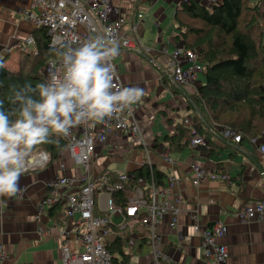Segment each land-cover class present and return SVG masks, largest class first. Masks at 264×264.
I'll return each instance as SVG.
<instances>
[{"label": "crops", "instance_id": "1", "mask_svg": "<svg viewBox=\"0 0 264 264\" xmlns=\"http://www.w3.org/2000/svg\"><path fill=\"white\" fill-rule=\"evenodd\" d=\"M182 1L113 0L128 21L137 24L139 39L137 49L124 50L114 58L116 69L124 87L143 89L144 95L134 106L137 117L146 126L153 164L165 174L158 188L170 200L181 198L177 225L173 227L172 217L166 215L157 227V247L180 264H206L201 234L206 227L220 221L226 227V235L220 239L228 247L225 264H264V218L247 222L234 215L247 203L264 201V154L249 140L234 142L229 132L217 125L209 131L201 128L191 105V94L196 87L179 86L168 75L172 71L173 50L184 48L183 40L178 38L180 27L175 22V12ZM199 1L212 7L223 0ZM29 5L30 0H0V63L13 72L19 70L23 54L37 52L36 43L25 44L28 37L34 36L36 40L41 28L24 16L23 11ZM198 77L202 84L203 73ZM181 122L192 129L190 143L181 149H171L166 137ZM197 136L204 137L207 143L193 147L191 141ZM96 144L105 145L93 163L95 173L133 172L148 163L144 151L130 145L125 134H112L105 143ZM39 150L49 154V164L24 171L19 181L20 189L25 187L22 196L0 198V202H6L0 219V246L6 253L3 264H63L62 246L73 249L79 246L74 238L62 240L60 237V229L68 222L65 209L52 211L56 205L46 208L40 223L36 214L51 177L78 175L81 170L75 166L67 148L55 159L41 146L32 153ZM166 153L172 162L166 161ZM192 163L222 171L230 178H206L195 185ZM40 225L47 230V235L41 236ZM143 247L133 249V264H152L151 251Z\"/></svg>", "mask_w": 264, "mask_h": 264}, {"label": "built area", "instance_id": "2", "mask_svg": "<svg viewBox=\"0 0 264 264\" xmlns=\"http://www.w3.org/2000/svg\"><path fill=\"white\" fill-rule=\"evenodd\" d=\"M23 14L35 26L47 28L52 47H76L108 29L120 40V52L138 48L137 24L129 22L123 10L114 5L113 0H30V5ZM141 16L142 14L139 15ZM35 43L34 36L25 40L26 46ZM25 50L27 51V47ZM172 55L173 66L168 75L179 86L198 87L201 84L198 76L205 68L198 58L199 50L178 47L173 50ZM59 57L60 54L51 57L40 69L45 81L51 71L59 66ZM111 63L115 69L114 83L124 87L114 59ZM116 133L125 134L130 145L139 146L147 156L148 164H153L152 151L146 139V126L137 117L134 105L102 123L74 127L67 135L62 136L67 140V150L81 172L71 176L56 175L47 181L48 190L39 200L36 220L41 222V215L46 208L60 204L65 209L68 222L67 226L60 229V237L62 240L74 238L79 241V246L74 249L65 244L62 246L63 264H113V254L106 246L107 237L113 232V228L120 233L131 232L125 248L140 250L142 231L139 225L149 229L152 264H180L158 249L156 230L166 215L172 217L173 227L177 225L181 198L170 200L154 181H148L144 177L135 179V175L130 171H121L115 175L107 171H94L93 163L105 145L96 143H105L110 135ZM229 135L234 142H240L239 134L232 132ZM250 142L258 145L260 152L264 154V131L261 135L253 136ZM206 143L202 136H197L191 141L193 147ZM37 156L39 158L36 160ZM164 156L166 161H173L169 154ZM31 159H35L34 163L25 165ZM50 161L49 154L39 150L32 153L28 161H24L23 169H41ZM62 169H65L64 164ZM191 171L195 185L201 184L206 178H230L222 171L210 170L197 163L191 164ZM24 191L25 187L21 188V196ZM118 194L124 198L120 202L117 201ZM5 203L4 200L0 202V219L3 215L2 205ZM234 215L240 221L260 220L264 218V201L247 203ZM115 218L121 220L116 222ZM39 232L41 236L47 235V230L42 225ZM225 235L226 227L220 221L214 222L202 232L206 264L226 263L228 247L220 241ZM180 237L182 238L181 234ZM178 244L181 245V242ZM4 260L6 253L0 246V264H3Z\"/></svg>", "mask_w": 264, "mask_h": 264}, {"label": "trees", "instance_id": "3", "mask_svg": "<svg viewBox=\"0 0 264 264\" xmlns=\"http://www.w3.org/2000/svg\"><path fill=\"white\" fill-rule=\"evenodd\" d=\"M175 22L180 27L178 38L183 40L184 48H197L198 58L205 66L204 82L191 94V105L201 128L209 131L217 125L239 134L240 142L261 135L264 131V0H223L212 7L199 0H183L175 12ZM36 44L37 52L21 56L18 71L0 68V96L11 84L29 82L35 86L45 82L40 69L51 57L59 55L63 47L50 45L46 27L39 28ZM190 136L192 129L181 122L166 137L167 146L181 149L190 143ZM67 144L62 135H53L51 142L39 146L55 159ZM132 173L135 179L144 177L157 185L165 175L148 163ZM118 196V202L124 199L121 194ZM62 208L58 204L52 211ZM139 226L143 246L150 241L149 229ZM130 237L131 232L120 233L115 228L107 237L106 246L113 254V264H128L132 259L133 254L125 248Z\"/></svg>", "mask_w": 264, "mask_h": 264}, {"label": "clouds", "instance_id": "4", "mask_svg": "<svg viewBox=\"0 0 264 264\" xmlns=\"http://www.w3.org/2000/svg\"><path fill=\"white\" fill-rule=\"evenodd\" d=\"M120 49L106 29L79 46H65L45 82L11 84L0 96V198L20 194L24 161L53 135L102 123L140 101L143 89L114 83L111 61Z\"/></svg>", "mask_w": 264, "mask_h": 264}, {"label": "rangeland", "instance_id": "5", "mask_svg": "<svg viewBox=\"0 0 264 264\" xmlns=\"http://www.w3.org/2000/svg\"><path fill=\"white\" fill-rule=\"evenodd\" d=\"M196 49H197V48H196ZM120 220H121L120 218H115V221H116V222H119ZM140 227H141V226H140ZM135 229L138 230V228H135ZM127 232H128V231H127ZM132 234L134 235L133 230H132ZM144 248H148V249L150 250V248L148 247L147 244L144 245L143 249H144ZM127 251H129V252L132 253V254H134V252H135V250H133V249H129V248H127ZM128 264H133V260H130Z\"/></svg>", "mask_w": 264, "mask_h": 264}, {"label": "bare ground", "instance_id": "6", "mask_svg": "<svg viewBox=\"0 0 264 264\" xmlns=\"http://www.w3.org/2000/svg\"><path fill=\"white\" fill-rule=\"evenodd\" d=\"M38 158H39V157L37 156V157H36V160H37ZM34 160H35V159H31V161L28 162V163H25V165H30V164L32 165V164L34 163V162H33Z\"/></svg>", "mask_w": 264, "mask_h": 264}]
</instances>
